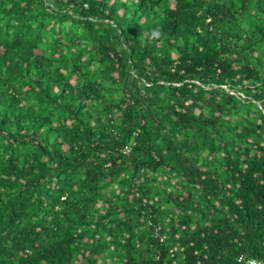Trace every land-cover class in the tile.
Segmentation results:
<instances>
[{
    "label": "trees",
    "instance_id": "obj_1",
    "mask_svg": "<svg viewBox=\"0 0 264 264\" xmlns=\"http://www.w3.org/2000/svg\"><path fill=\"white\" fill-rule=\"evenodd\" d=\"M240 254L264 260V0H0V264Z\"/></svg>",
    "mask_w": 264,
    "mask_h": 264
},
{
    "label": "built area",
    "instance_id": "obj_2",
    "mask_svg": "<svg viewBox=\"0 0 264 264\" xmlns=\"http://www.w3.org/2000/svg\"><path fill=\"white\" fill-rule=\"evenodd\" d=\"M222 87L226 88L227 90H230V89L227 88L226 85H223ZM231 92H234V91H231ZM237 95L244 96V94L241 93V92H238ZM124 151L125 152L130 151V147L128 146ZM238 261L245 262L246 264H264V260L253 258V257H248L245 254H240L238 256Z\"/></svg>",
    "mask_w": 264,
    "mask_h": 264
},
{
    "label": "rangeland",
    "instance_id": "obj_3",
    "mask_svg": "<svg viewBox=\"0 0 264 264\" xmlns=\"http://www.w3.org/2000/svg\"><path fill=\"white\" fill-rule=\"evenodd\" d=\"M207 87L211 88L210 86H207ZM230 91H232V90H230Z\"/></svg>",
    "mask_w": 264,
    "mask_h": 264
}]
</instances>
